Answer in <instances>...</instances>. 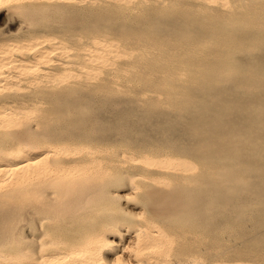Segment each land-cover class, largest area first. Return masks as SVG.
I'll use <instances>...</instances> for the list:
<instances>
[{
	"label": "bare ground",
	"instance_id": "obj_1",
	"mask_svg": "<svg viewBox=\"0 0 264 264\" xmlns=\"http://www.w3.org/2000/svg\"><path fill=\"white\" fill-rule=\"evenodd\" d=\"M3 9L10 18L22 13L42 27L49 15L60 14L64 32H31L30 25L21 35L20 28L0 29V264H251L232 255L252 242L236 234L245 229L243 224L220 217L215 225L216 217L201 220L193 212L207 210L209 215V194L225 208L264 203V160L258 153L264 145V87L248 90L252 99L233 107L226 94L206 99L205 112L197 113L191 130L198 150L207 158L241 153L245 166L197 171L190 159L159 149L108 156L103 153L108 148L74 144L91 130L96 114L82 105L90 94L84 93L81 101L71 86L80 83L83 73L100 68L125 76L135 72L139 82L149 74L145 85L156 86L158 96L143 93V108L180 112L196 101L198 90L223 84L224 75L232 73L231 47L264 33V0H0ZM250 17L256 22L248 31H229L231 22ZM77 22L81 31H65ZM161 24L176 28L162 38L145 32ZM159 40L162 47L152 49ZM210 45L216 47L207 49ZM115 50L118 60L95 61L97 54ZM134 51L137 55L131 57ZM244 79L264 86L259 73H247ZM126 83L103 78L85 88L95 93ZM182 86L192 93L185 92L188 98L179 101ZM71 99L73 105H68ZM253 105L260 108L254 111ZM80 122L81 132L67 137L68 126ZM237 132L244 137L237 138ZM125 189L131 197L148 200L142 212H112L122 208ZM211 222V241L194 239L193 227ZM226 224L239 239L222 241L218 229ZM242 253L264 264V250Z\"/></svg>",
	"mask_w": 264,
	"mask_h": 264
},
{
	"label": "rangeland",
	"instance_id": "obj_2",
	"mask_svg": "<svg viewBox=\"0 0 264 264\" xmlns=\"http://www.w3.org/2000/svg\"><path fill=\"white\" fill-rule=\"evenodd\" d=\"M59 15L60 14L56 16L49 15L50 17L49 20L51 22L55 21L57 24L55 22L50 23L49 20L47 22L48 19L47 17L44 20L46 22H44L45 24L42 27L41 25L40 26H38V24L36 25V23L35 24L33 23L32 25L31 18L22 13L20 14L16 13L14 17L11 16L10 18L7 9H3L0 12V29L10 27L12 30H17L20 28L19 30L21 32L20 31L19 32L21 35V33L24 32V30H26L27 28L26 25H30L29 29L31 32L32 31L36 32L35 30H37V32L42 33L44 32V30L45 31L48 30V32L50 33L53 32L60 35L62 34L61 32H64V30L61 28L60 24L57 21ZM51 18L52 19L54 18V20H52ZM252 22H256L255 17L246 18L236 24L231 22L230 24L228 23L229 24L228 29L231 33L243 34L244 32L248 31L249 25L252 24ZM47 23L48 26L45 27ZM77 23L78 25L74 23L72 24V26L68 25L67 26L68 28L65 25L64 26L66 27L65 31H71V30L72 31L74 30L73 32H78V30L81 31L82 25L80 24V22ZM79 24L81 25V27ZM75 28L77 31L75 30ZM170 28H172L171 30L174 31L176 26L173 27V26H169V25L166 26L165 24L163 25L161 24V26L155 28H147L145 32L148 33V35H151L153 38L155 37L162 38V37H166L167 33L172 32ZM243 40H244L243 45H240L238 47L237 46L231 47V53L227 55V57L229 58L228 68L229 70H232V73L229 74L228 76L224 75V77L222 78L224 80L223 84L218 85V83H214L212 86L198 90L197 93L195 92L197 95L195 99L196 101L193 102L188 108L186 109L184 108L183 110H180V112L177 111L174 112L173 110H166L167 111L166 112L164 110H161L157 112L154 111L153 113V111L149 112V110L143 108L142 106L144 103L142 100L143 93H146L152 96L153 98L158 96V93L156 92L157 90L156 86L145 85V79L151 77L149 74L145 76L143 75L142 78L144 79L143 80L141 79L139 82L140 76L135 72L129 74L128 76L127 75L125 76V75H121L120 73L114 72L113 70H108L107 68H100L97 70H92L91 72H87L88 74L87 76H85L86 72L83 73L84 75L81 77V81H79L80 83L71 86V89L74 91L73 87L75 88V92H78L77 97L79 98L81 97L80 98L81 101H83L82 99L85 98L84 93L90 94V97L89 96L87 97V100H89V102L84 103L82 105L88 107L87 109H84L86 110V112L88 113L93 112L96 114V122L95 124L92 125L91 130L89 129L87 131L86 134H88V136L85 134L87 137L84 135L82 140L79 139L73 143L79 144L78 146L95 145L99 147L108 148V151L103 152L104 155H108V156H112V154L116 153V151H124V150L142 151V149H144L145 151L146 147H147L146 150L152 148L159 149L164 153L165 152L166 153L168 152V154L173 153V155H175L178 159H183V158H186L188 160L190 159L193 163H195L197 171L208 170L209 167L216 165L233 166V167L245 166V164L242 163L243 158L241 156V153L229 157L226 156L220 158L204 157L203 155H201L202 153L198 150L199 141L197 137L191 133L192 128L195 125H197V123L195 122L196 119L194 118H196V116H199L203 108L206 107L205 101L207 98H209L207 101L210 100L214 101L217 100L214 99V97L217 96L218 94L219 95L226 94L228 100L230 101L229 103L230 106L233 107L239 104L238 103L239 100H244L245 98L250 99V97L252 99V95H250V91L248 90H251L252 92H256L264 87L254 83L253 81L246 82V79H244L245 74L247 73L250 74L252 72L259 73L264 76V33L261 34L258 33V37L255 40H251V38H245ZM160 41L162 40L157 41V43L151 46V48L153 49L154 47L155 48L162 47L160 44H158ZM131 46L136 48L135 43H133ZM215 47L216 45H210L206 48L213 49ZM156 51L158 50L156 49ZM115 54H116V50L113 53H110L108 56L107 54L106 55L97 54L95 56V61L101 60L103 57L106 58L108 57L110 59H115V60L121 58V56H116ZM92 55L95 54L92 53ZM136 55H137L136 51L130 54L131 57H136ZM149 57H150L149 60L151 61L155 60L153 55ZM258 69L260 71H257ZM103 78L110 80L112 79L116 84H120L123 82V79L124 80L126 79L127 80L126 87L121 85V86H115V88H113V90L111 91H102L99 89V92H95V93L87 92V89L85 88V84L87 85H92L95 83L97 84ZM163 78L164 77L162 76L159 80H162ZM203 78L204 76L196 77V79L198 80H202ZM240 83L242 84V86H240ZM244 83H246V85ZM54 87L58 88L57 85ZM178 89L179 91L184 92V94L183 95L181 94L177 98V100L178 99L179 101L186 100L188 98V95H186L185 92L188 91L191 92L189 87L182 86ZM57 90H59V88ZM71 101L74 102V99H71L70 101L68 100V103ZM212 104L214 105V103ZM212 104H210L208 107L211 108ZM68 105H73V104L69 103ZM259 108H260L259 106L253 105L254 111H257ZM164 109H170V108L167 107V105H164ZM203 111L201 112V114H203ZM79 127L83 128V123L80 122V123H75L73 125H69L68 126L69 129H67L69 136L67 137L75 138V134L81 132L79 130H82L79 129ZM212 130L213 129H211V131ZM242 137L244 136L240 132H237V138H242ZM258 153L260 154V158L264 160V145L259 149ZM123 193L125 196L121 201L122 208L120 210L115 208L112 212H121V210H126L128 212H135V213L142 212L143 207H145V203H143V201L144 202L146 201L145 196L144 198L143 196L131 197L130 195L133 194H131L128 189L123 190ZM127 196L129 197L126 198ZM208 196L210 197L211 200L210 201L208 197L209 200L208 204L210 205V206L208 205L209 215H207V210L206 213L205 211H199L200 213L196 211L193 212L194 214L192 213L194 217H197L201 220L202 217L203 218L212 217L210 218L212 219V221L216 217V219H214L213 221L215 222L214 223L215 225L218 224V223L216 224V222H220L222 217H231L232 222H235L234 224L240 223L243 224V226L245 227V229L243 230L236 229L237 230L236 234L238 235L239 233L240 235L238 236L241 235L243 236L240 239L249 238L252 240V242H250V244H248L247 247L240 250L241 253L245 252L246 250L254 249V248L258 250L259 249L264 250V203H260L256 201L253 202L246 201L238 209L236 207L232 208L231 206L230 208L229 206L225 208V206L223 207L222 205L218 204L217 201L218 197L211 198L210 194ZM196 198H197L196 200L202 201V198L199 197L198 194ZM212 206H214V208H212ZM220 207H222L221 210L219 209ZM210 208H212V210H210L211 212L209 211ZM201 212H204L205 215ZM27 215L24 216L29 217V215L28 216ZM181 215H186V214L182 213ZM181 215L180 217H183ZM187 216L188 213L184 217ZM220 217L221 219L218 220L217 218ZM1 224L2 221L0 218V225ZM203 224L204 223H197L196 226L193 227V233L195 235L194 239L196 240L204 239L209 242L211 241V239H210V235L207 234V230H209L211 227L209 228L208 226L214 227V224L212 223L211 225H206V226ZM202 227L204 228L206 227L205 228L206 230L203 229ZM226 227L228 229L227 228L225 229L224 226H222L224 230H222V228L218 229V231L221 232L218 233V235H222L221 238H223L222 240L223 242L226 239L229 241L235 240L237 238L239 239V237L238 236L236 237V234L234 233L236 230L231 229L232 231H230V228L227 226V224ZM197 228H201V230ZM202 229L205 230V232L202 231ZM226 231L232 233L228 234L226 233ZM253 234H257L258 236L257 239H254V237H252ZM224 236H226V238ZM126 238L127 239L125 240V242L126 241L128 242L129 238L127 236ZM241 253L235 251L232 252V255L233 257L241 255L242 257L245 258L246 262L251 264H262L261 261L258 260L256 261V258H251V256L249 257L245 253L242 254Z\"/></svg>",
	"mask_w": 264,
	"mask_h": 264
}]
</instances>
